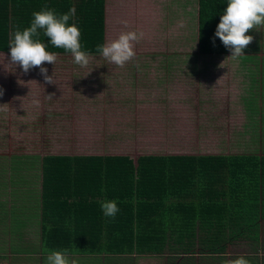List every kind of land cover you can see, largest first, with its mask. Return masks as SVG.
Returning <instances> with one entry per match:
<instances>
[{"label": "rangeland", "instance_id": "rangeland-1", "mask_svg": "<svg viewBox=\"0 0 264 264\" xmlns=\"http://www.w3.org/2000/svg\"><path fill=\"white\" fill-rule=\"evenodd\" d=\"M197 5V0H105V43L121 32L143 33L134 45V60L118 67L101 53L89 54V64L81 67L72 54H57L54 65L44 63L56 84L45 83L39 68L24 73L8 62L10 53L0 52V127H7L0 134L1 153L135 159L141 154L264 152V25L246 33L253 41L240 57L230 51L200 54ZM76 107L88 113L85 120L75 119ZM40 118L42 129L35 127ZM16 120L23 126L15 128ZM203 129L210 135L199 133ZM36 230L34 224L26 230L31 241ZM229 243L225 253L234 254L235 243ZM23 251L32 258L23 264H43L29 248ZM171 254L67 258L69 264H181L190 256L196 264H208L206 256L194 252L179 255L180 260Z\"/></svg>", "mask_w": 264, "mask_h": 264}, {"label": "trees", "instance_id": "trees-1", "mask_svg": "<svg viewBox=\"0 0 264 264\" xmlns=\"http://www.w3.org/2000/svg\"><path fill=\"white\" fill-rule=\"evenodd\" d=\"M197 4L198 52L228 53L215 36L227 0ZM72 7L76 12L68 24L79 28L81 50L100 54L105 0H0V52L10 53V34L30 26L34 11L49 8L59 16ZM35 39L50 52L71 54L54 47L42 31ZM19 157L26 162L23 170L40 165L41 250L49 253L128 259L165 250L174 256L218 255L231 239L258 232L264 220V152L135 159L127 154L12 155ZM105 200L117 202L114 218L103 215ZM181 264L196 263L189 256Z\"/></svg>", "mask_w": 264, "mask_h": 264}, {"label": "clouds", "instance_id": "clouds-1", "mask_svg": "<svg viewBox=\"0 0 264 264\" xmlns=\"http://www.w3.org/2000/svg\"><path fill=\"white\" fill-rule=\"evenodd\" d=\"M75 12V7L59 16L49 8L34 11L30 26L23 30L17 29L10 34L8 62L19 66L24 73L39 68L45 83L56 84L52 75H48L44 63L54 65L58 57L56 53L46 50V45L39 39H35L42 31L54 47L69 51L75 64L86 67L91 57L81 50L80 30L75 24H68L70 18L75 16ZM262 25H264V0H227V7L220 17L215 36L219 37L225 48L229 49L230 56L237 58L244 55L243 50L253 41V36L246 33ZM178 26L183 27V21L179 22ZM142 36L143 33L136 31L121 32L115 39L97 45V51L101 52L109 63L123 67L134 60L136 56L134 45ZM0 95H3L2 89ZM51 98L52 95H49V99ZM101 209L104 216L112 218L120 211L115 200L102 201ZM66 251H52L47 256V264H69ZM225 264H250V262L240 256L225 261Z\"/></svg>", "mask_w": 264, "mask_h": 264}, {"label": "crops", "instance_id": "crops-1", "mask_svg": "<svg viewBox=\"0 0 264 264\" xmlns=\"http://www.w3.org/2000/svg\"><path fill=\"white\" fill-rule=\"evenodd\" d=\"M148 71V69H143ZM143 74V73H142ZM143 77L148 78V76ZM147 75V74H146ZM149 75V74H148ZM127 77V75L125 76ZM126 79V78H125ZM127 81L130 79H126ZM152 81L159 83V79H153ZM159 86V85H157ZM167 94L171 96V92L167 89ZM164 98V97H163ZM166 103V102H165ZM84 107V106H83ZM83 107H76L75 119L85 120L87 114ZM95 109V106L92 107ZM16 116V115H15ZM19 116H23V113L19 111ZM10 119V118H9ZM41 123L36 124L35 127H44V119H39ZM6 124V123H5ZM3 124L0 123V126ZM15 128L23 126V120L17 122L14 121ZM3 128L0 127V134H2ZM76 133H82L79 131V127H75ZM118 133H124V131L117 130ZM208 129H203L202 132L206 135H210ZM212 133V132H211ZM41 134V131H40ZM205 135V136H206ZM3 142L0 141V216L2 217V209H4V218H0V264H23L30 260L31 256L28 251H23V248H33L31 254L39 256V260H42L43 264H47V256L49 252L43 253L41 246V203H40V191H41V170L40 165L37 164L38 169L29 170L24 169L26 167L23 158H12V155H6L1 153ZM180 154V153H177ZM187 154V153H182ZM167 155V154H156ZM208 155V154H202ZM18 156V155H17ZM30 172V174H28ZM28 177L32 178L28 180ZM29 194H34L29 196ZM34 197V199H33ZM30 207L28 212L26 209ZM10 214V215H9ZM28 223V224H27ZM30 224H34L37 227L36 235L31 241L28 237L27 231ZM24 227V232H23ZM258 233V234H257ZM230 242V243H229ZM228 243H235L234 254L225 253L226 247L223 252L216 255H203L207 257L208 264H225V261L232 260L237 257L243 256L249 260L250 264H264V220H261L260 229L258 232L254 230H247L243 237L237 239H231ZM231 246V245H230ZM241 246V247H236ZM246 251L244 252V250ZM259 252V254L257 253ZM66 256H85L81 254H65ZM88 256V255H87ZM179 255L175 256L176 259ZM233 256V257H232ZM91 257V256H88ZM227 257V258H226ZM82 259V258H81ZM18 260V263L16 262ZM178 260V259H177ZM180 260V259H179ZM84 262V260H81ZM196 263V262H195ZM83 264V263H80Z\"/></svg>", "mask_w": 264, "mask_h": 264}]
</instances>
